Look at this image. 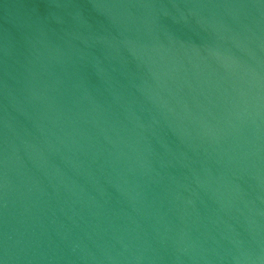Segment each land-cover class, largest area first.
<instances>
[{"label": "water", "instance_id": "1", "mask_svg": "<svg viewBox=\"0 0 264 264\" xmlns=\"http://www.w3.org/2000/svg\"><path fill=\"white\" fill-rule=\"evenodd\" d=\"M0 264H264V0H0Z\"/></svg>", "mask_w": 264, "mask_h": 264}]
</instances>
